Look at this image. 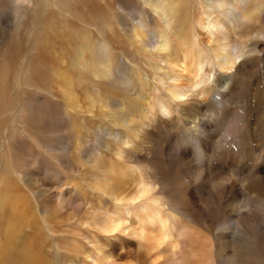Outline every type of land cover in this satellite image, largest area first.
<instances>
[{"label":"bare ground","instance_id":"bare-ground-1","mask_svg":"<svg viewBox=\"0 0 264 264\" xmlns=\"http://www.w3.org/2000/svg\"><path fill=\"white\" fill-rule=\"evenodd\" d=\"M9 1L0 0V18L6 14ZM166 1L138 0L144 6L154 8L159 20L167 19V14L180 8L181 26L177 29L179 36H175L178 52L170 56L172 75L169 79L176 82L183 75L185 80L192 76L195 82H199L204 77L203 66L210 62L199 49L181 48L184 43H189L187 35L192 26L189 0ZM208 1L221 17L218 14L204 17L198 22L199 28L206 43L210 42L213 30L227 28L224 37L216 43L214 58L219 69H234L236 73L243 64L240 61L235 66L236 60L257 50L255 45H246L239 34L245 27L257 25L260 19H264V0ZM90 2L34 0L32 7L23 9L29 11L30 26L27 25L33 31L31 35L36 34L33 43L28 45L26 56L13 51L11 54L8 51L9 57H5L6 53L0 56V147L3 144L0 149V264H264V224L258 226L252 220L254 210L239 211L251 205L250 199L244 197L239 200L235 194L230 196L225 206L236 214L230 216L228 223L221 225L217 238L202 234L194 224L202 217L214 216L213 209H210L212 204L202 199L200 192L201 182L206 184L203 181L206 173L201 166L184 168L180 174L176 166H183L182 157L172 155L171 160H179L175 166L163 168L160 163L161 168L154 172L129 176L133 169L129 174L117 168L118 163L110 164L100 156L99 149L104 148L103 154L109 151L122 159V163L130 161L127 155L122 154L130 140L111 128L128 124L129 114L117 112L124 106L111 108L104 119L109 103L90 95L84 110L89 112L95 103L99 104L100 114H96L99 121L93 131L94 144L86 150L82 148V142L87 143L88 140H82L78 132L87 118H75L72 112L78 113L81 108L77 85H83L88 78L85 89L92 84V91L97 95L104 83L125 84V80L112 75L113 47L97 40L88 31L98 22L102 28L110 22V17L107 14L103 17L104 13L95 9L97 20L90 23L79 17L77 20L81 22L76 25L64 16L66 12L70 15L86 13L91 10ZM57 15L62 19L59 20ZM145 22L141 15L132 27L133 42L139 43L142 51L148 46L142 34L145 32L147 36L149 31ZM136 29H141L142 33H137ZM65 32L74 40L68 67H64L54 55L58 51L55 52L52 46V39ZM233 32L238 34V39L230 36ZM155 33L158 49L166 50L167 36L156 30ZM249 33H252V38H264V25H257ZM109 36L107 39L112 44ZM46 53L50 55L47 57ZM121 53L134 63L131 52ZM22 58L26 59L24 63H21ZM45 69H49L51 74ZM115 71L121 73L119 65ZM235 73L219 79L218 86L226 89L221 94L233 92L229 82ZM125 77L129 80L128 75ZM21 85L45 92L54 89V92H49L53 96L37 94L21 88ZM181 87H189L188 82L175 85L166 99L184 96L186 91ZM53 97L62 102H54ZM171 107L166 101L158 102L161 114H170ZM3 128L8 129V135L3 133L4 137ZM194 128L202 135L206 130L205 122L198 121L193 124ZM21 129L45 151L34 150L25 143ZM106 137L116 141V148L111 147ZM197 144L204 162L203 143ZM14 145L23 153L17 155ZM74 154L88 158L89 175L88 170L80 169V158L77 165L74 164L71 158ZM245 178L239 180V186L251 188L258 199L254 202L255 208L264 209V181L260 177ZM227 179L220 177L208 183L216 188L225 187ZM183 185L187 189V200L179 199ZM164 194H169L171 199ZM42 214L43 218L40 217Z\"/></svg>","mask_w":264,"mask_h":264},{"label":"rangeland","instance_id":"rangeland-1","mask_svg":"<svg viewBox=\"0 0 264 264\" xmlns=\"http://www.w3.org/2000/svg\"><path fill=\"white\" fill-rule=\"evenodd\" d=\"M9 2L6 14L0 18V56L6 53L5 57H9V54L12 53L11 51L24 55L29 47L28 45L33 43L32 40L36 36L35 32L31 35L33 31L29 27L30 23H28L30 20H28L29 11L23 10L24 7H32L34 0H10ZM166 2L164 0V3ZM107 3L106 0H91L89 3L91 10L86 13L83 10L84 14L82 15L79 13L70 15L68 12L64 14L76 25L81 22L77 20L79 17H83L90 23L95 21V19L97 20L98 16L95 15H98V13L95 12V9L99 10V13L100 11L104 13L103 17L106 14L110 17V22H106V25L102 28L100 27V22H98L97 25L90 26L91 28L88 31H91L97 40L105 41L113 47L112 75L120 77L123 81L125 80V84L122 82L118 84L104 83V85H101V92L97 95L92 91V84H89L85 89V85L89 83L87 81L88 78L83 85L82 83L79 85L81 88L77 85L78 104L81 108L78 113L72 112L75 118H87L85 125L82 124V128L78 132L82 140H88L87 143L82 142V148L86 150L94 144L93 131L97 128L96 123L99 121L96 114H100L99 104L97 103L89 112H85L84 109L89 103L88 97L92 95L93 97L95 96V99L101 98L109 103V109H107V115L104 116V119L108 117V110L111 108L118 109L124 106V109H118L117 112L123 111L129 114L128 124L111 128L114 132L120 133L121 136L130 140V143L124 146L126 151L122 152V154L129 157L130 161L122 163V159L112 152L107 151L106 154H103L102 151L105 149L101 148L99 149V154L103 159L110 162V164L118 163L117 168L129 172V174L133 169V173L129 176H138L148 171L154 172L160 167V163L163 168H167L169 165L175 166L177 164L176 161L179 160H171L170 156L172 155L179 156V158L182 157L180 160L183 166L180 165L179 168L176 166L180 174L183 173L184 168L187 170V168L194 169L201 166L206 173L203 179L206 184L201 182L203 188V190L202 188L200 189V192L202 191V199L212 204L211 206L209 204V206L214 211H212L213 213L210 211L212 215L214 214V216L210 217L211 219L202 217L194 222L204 235L217 238L221 225L228 223L230 216L236 214V212L228 211V207L225 206L233 194L239 197V200L242 198L250 199L248 202L251 205L248 208L242 207L239 211L254 210V216L251 217L252 220L258 226L261 223L264 224V209L258 210L255 208L254 202L258 199L254 197L253 191L248 186H239V180L245 177V179L260 177L259 179L264 181V38L261 36L252 38V33H249L257 25L263 26L264 19H260L262 23L258 22L257 25L245 27L239 34V37L246 45L251 47L255 45L257 47L256 51L250 52L236 60L235 66L239 65L240 61L243 62L241 70L235 73L234 69H219L216 66L214 52L217 49L216 43L218 39L224 37L227 28L225 30H213L210 42L206 43L204 40L205 36L202 35L198 22L204 17L208 18L215 14L221 17V14L211 7L208 0H189L192 26L187 35L189 43H184L181 48L192 47L199 49L206 55V59L210 63H206L203 66L204 77L199 82H195L192 76L185 80L183 75L174 82L169 79V76L172 75L170 56L176 51L178 52L177 38L175 36H179L178 30L181 26V18H179L180 8H175L167 14V19L159 20L154 8L148 5L144 6L138 0H107ZM141 15L145 19V26L149 30L146 36L141 29H136L137 33L143 34L145 41L148 43L144 51L139 49V43L133 42L135 39L132 32V27L140 19ZM262 15V18H264V9ZM57 17L59 20L62 19L59 15ZM155 18L157 22H155ZM26 27L28 30H26ZM153 28L167 36L166 50L158 49L159 44H155L157 42V33H155ZM234 32L230 36L236 40L238 39V34H234ZM108 35H111L109 37L112 38V44L107 39ZM231 37L228 39L230 40ZM71 38V35L65 32L59 33L52 39L54 51H58L54 55L58 57L64 67H68L70 60L68 57H71L73 50L74 40ZM132 42L133 44H131ZM23 51L25 52L23 53ZM121 52L124 54L131 52L135 58L134 63L130 62ZM33 54L34 52H32ZM49 55L50 53H46L47 57ZM24 59L22 58L21 63L25 62ZM55 62L58 63L56 59ZM117 65L121 68L120 74L115 71ZM45 71L51 74L49 69H45ZM231 73H235L229 82L233 87V92L223 95L221 93L226 92V89L218 86L219 79ZM125 75L129 76V80H126ZM184 81L189 84V87H181L186 91L185 95L179 99L167 100L166 97H170L169 92L175 85H180ZM21 88L35 91L41 95H46L47 93L51 96L52 94L49 92H54V89L45 92L34 87L26 88L22 85ZM56 101L62 102L55 97L54 102ZM159 101H166L169 106L171 104L172 112L170 114H161L158 110ZM200 120L205 122L206 129L202 135L199 134L197 129H193V124ZM192 130L195 131L193 132ZM21 132L23 138H26L25 140L23 139L25 143L31 145L34 150L45 151L42 145H38L34 139L29 138L25 130L21 129ZM3 133L8 135V129L3 128L2 135ZM106 139L113 149L116 148V141L110 137H106ZM200 141L203 143L202 149L204 148L205 152L206 161L204 160V162L200 158L197 144ZM1 148H3V144ZM14 148L17 155L23 153L18 146L14 145ZM46 156L48 157V155ZM73 156L71 158L74 164L77 165L81 160L80 169L83 171L88 170L87 174L89 175L90 163L87 161L88 158L79 157L78 154ZM16 174L18 175L19 173L16 172ZM220 177L228 178L227 180L229 181L225 182V187L216 188L213 184L208 183ZM18 178L21 180L20 174ZM165 196L169 200L171 199L169 194H164ZM186 197L188 198L187 189L183 185L179 199L187 200ZM167 198L166 200H168ZM40 217L43 218V214ZM126 238L137 241L135 238L128 236ZM1 240L2 236H0V242Z\"/></svg>","mask_w":264,"mask_h":264}]
</instances>
